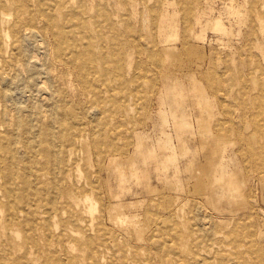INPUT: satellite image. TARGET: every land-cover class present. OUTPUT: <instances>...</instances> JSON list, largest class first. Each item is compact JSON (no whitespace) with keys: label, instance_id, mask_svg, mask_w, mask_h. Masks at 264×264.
Returning <instances> with one entry per match:
<instances>
[{"label":"rangeland","instance_id":"1","mask_svg":"<svg viewBox=\"0 0 264 264\" xmlns=\"http://www.w3.org/2000/svg\"><path fill=\"white\" fill-rule=\"evenodd\" d=\"M0 152V264H264V0H0Z\"/></svg>","mask_w":264,"mask_h":264},{"label":"bare ground","instance_id":"2","mask_svg":"<svg viewBox=\"0 0 264 264\" xmlns=\"http://www.w3.org/2000/svg\"><path fill=\"white\" fill-rule=\"evenodd\" d=\"M31 14H32V13H31ZM39 15H40V14H39ZM39 18H40V17H39ZM40 19H41V18H40ZM35 30H36V29H35ZM34 32H35V31H34ZM24 41H26V40H24ZM22 47H23V46H22ZM63 48H64V47H62V49H63ZM65 48H66V47H65ZM12 52H14V51H12ZM1 53H2V52H1ZM14 53H15V52H14ZM68 57H69V56H68ZM154 57H155V56H154ZM28 60H29V59H28ZM45 60H46V59H45ZM156 61H157V60H156ZM46 62H47V61H46ZM75 62H76V61H75ZM75 62H74V63H75ZM35 63H36V61L34 62V64H35ZM44 65H45V64H44ZM44 68H45V67H44ZM45 70H46V69H45ZM42 74H43V73H42ZM23 76H24V75H23ZM43 76H45V74H43ZM44 79H45V78H43V80H44ZM87 79H88V78H87ZM5 80H6V79H5ZM6 81H8V80H6ZM6 81H5V84H6ZM9 82H10V81H9ZM10 83H11V82H10ZM3 85H4V84H3ZM9 85H10V84H9ZM9 85H8V86H9ZM9 87H10V86H9ZM25 91H26V90H25ZM53 91H54V90H53ZM6 92H7V91H6ZM16 93H17V92H16ZM42 95H43V94H42ZM15 96H17V95H15ZM9 97H11V96L9 95ZM43 97H44V96H43ZM20 98H21V97H20ZM8 101H9V100H8ZM59 106H60V105H59ZM28 108H29V107H28ZM99 110H100V109H99ZM99 110H98V111H99ZM30 111H31V110H30ZM30 113H31V112H30ZM36 113H37V112H36ZM54 118H55V117H54ZM56 120H57V119H56ZM29 121H30V120H28V122H29ZM80 125H81V124H80ZM57 126H58V125H57ZM31 127H32V125H31ZM54 128H55V127H54ZM56 129H57V128H56ZM47 130H50V129L48 128ZM32 133H33V132H32ZM59 133H61V132H59ZM54 143H55V142H54ZM59 143H60V142H59ZM59 143H58V144H59ZM42 144H43V143H42ZM50 144H51V143H50ZM33 146H34V144H33ZM40 147H41V146H40ZM16 148H17V147H16ZM53 150H54V149H53ZM50 151H51V150H50ZM61 151H62V150H61ZM0 153H2V152H0ZM7 154H8V153H7ZM39 158H40V157H39ZM37 159H38V158H37ZM25 161H26V160H25ZM12 162H14V158H13ZM57 164H58V163H57ZM55 166H56V165H55ZM36 167H37V169H39L38 166H36ZM51 167H52V166H51ZM9 168H10V167H9ZM15 168H16V167H15ZM57 168H58V167H57ZM18 170H19V169H18ZM18 170H17V171H18ZM73 170H74V169H73ZM50 171H51V170H50ZM56 171H57V170H56ZM57 173H58V172H57ZM2 175H3V174H2ZM35 178H36V177H35ZM35 178H34V180H35ZM37 178H38V176H37ZM60 178H61V177H60ZM34 182H35V181H34ZM34 182H33V189H35V188H34V184H35ZM51 182H52V181H51ZM1 183H3V182H1ZM51 184H52V183H51ZM57 184H58V183H57ZM53 187H54V186H53ZM59 188H60V187H59ZM53 189H54V188H53ZM60 189H61V188H60ZM60 189H59V190H60ZM12 190H14V189H12ZM61 190H62V189H61ZM62 191H63V190H62ZM48 192H49V191H48ZM16 193H17V192H15V194H16ZM31 193H32V192H31ZM44 193H45V192H44ZM52 193H53V192H52ZM15 194H14V196H15ZM25 194H26V193H25ZM88 194H89V193H87L86 195H88ZM84 195H85V194H84ZM34 196H35V194H34ZM34 196H33V197H34ZM59 196H60V195H59ZM23 197H24V194H23ZM36 197H37V196H36ZM30 198H31V197H30ZM59 199H60V197H59ZM16 200H18V199H15V201H16ZM29 200H30V199H29ZM49 200H50V199H49ZM15 201H12V202H15ZM18 201H19V200H18ZM27 201H28V200H27ZM27 201H26V202H27ZM28 202H29V201H28ZM37 202H38V201H37ZM60 202H61V201H60ZM15 203H16V202H15ZM24 203H25V201H24ZM30 203H31V202H30ZM30 203H29V204H30ZM48 203H49V201H48ZM52 203H54V200H53V199L51 200V204H52ZM57 203H58V202H57ZM9 204H10V203H9ZM12 204H13V203H12ZM32 204H33V203H32ZM32 204H31V205H32ZM35 204H36V203H35ZM37 204H38V203H37ZM42 204H43V203H42ZM29 206H30V205H29ZM32 206H33V205H32ZM58 206H59V204H58ZM60 206H61V205H60ZM7 207H8V205H7ZM10 207H11V206H10ZM15 207H16V206H15ZM37 207H38V206H37ZM44 207H45V205H44ZM47 207H48V206H47ZM47 207H46V208H47ZM49 207H54V205H53V206H50V205H49ZM61 207H62V206H61ZM22 209H24V208H22ZM22 209H21V210H22ZM25 209H26V208H25ZM36 209H38V208H36ZM53 209H54V208H53ZM66 209H67V208H66ZM14 210H15V209H14ZM16 210H17V209H16ZM12 211H13V210H12ZM28 211H29V210H28ZM66 211H67V210H66ZM22 212H24V210H23ZM22 212H21V213H22ZM50 212H51V211H50ZM52 212H53V211H52ZM52 212H51V213H52ZM13 213H15V212H13ZM29 213H30V212H29ZM48 213H49V212H48ZM51 213H50V214H51ZM68 213H69V212H68ZM175 213H176V212H175ZM26 214H27V213H26ZM43 214H44V212H43ZM53 214H54V213H53ZM56 214H57V211H56ZM12 215H13V214H12ZM12 215L10 214V216H12ZM27 215H28V214H27ZM30 215H31V214H30ZM34 215H35V214H34ZM51 215H52V214H51ZM14 216H15V215H14ZM35 216H36V215H35ZM40 216H41V215H40ZM48 216H50V215H48ZM59 216H60V215H59ZM172 216H174V215H172ZM28 217L30 218V216H28ZM33 217H34V216H33ZM51 217H52V216H51ZM46 218H47V217H46ZM49 218H50V217H49ZM23 219H24V218H23ZM26 219H27V217H26ZM47 219H48V218H47ZM51 219H52V218H51ZM72 219H73V218H72ZM72 219H70V220H72ZM18 220H19V219H18ZM27 220H28V219H27ZM27 220H26V221H27ZM66 220H67V219H66ZM73 220H74V219H73ZM86 220H87V219H86ZM30 221H31V220H30ZM30 221H29V223H30ZM35 221H36V219L34 220V222H35ZM40 221H42V220H39V222H40ZM46 221H47V220H46ZM207 221H208V220H207ZM32 222H33V221H32ZM32 222H31V224H32ZM72 222H73V221H72ZM36 223H38V220H37ZM174 223H176V222H174ZM209 223H210V222H209ZM16 224H17V223H16ZM211 224H212V221H211ZM33 226H34V225H33ZM35 226H37V225H35ZM208 226H209V225H208ZM101 227H102V226H101ZM171 227H172V226H171ZM176 227H177V226H176ZM192 227H193V226H192ZM23 228H24V227H23ZM61 228H62V227H61ZM86 228H87V227H86ZM194 228H195V227H194ZM200 228H201V227H200ZM24 229H25V228H24ZM24 229H23V230H24ZM28 229H29V228H28ZM84 229H85V228H84ZM201 229H202V228H201ZM201 229H200V230H201ZM204 229H205V228H204ZM210 229H211V228H210ZM213 229H214V228H213ZM213 229H212V230H213ZM159 230H160V229H159ZM168 230H169V229H168ZM163 231H164V230H163ZM165 231H166V230H165ZM208 231L210 232V230H208ZM169 232H170V231H169ZM31 233H32V232H31ZM48 233H49V232H48ZM62 233H63V232H61V235H62ZM160 233H161V232H160ZM172 233H173V232L171 231V234H172ZM212 233H213V232H212ZM173 234H174V233H173ZM27 235H28V234H27ZM49 235H50V233H49ZM61 235H58V236L60 237ZM153 235H154V234H153ZM211 235H212V234H211ZM161 236H162V235H161ZM25 237H26V236H25ZM50 237H51V236H50ZM59 237H58V238H59ZM33 238H34V237H33ZM55 238H56V235H55ZM62 238H63V237H62ZM90 238H91V237H90ZM164 238H165V237H164ZM24 239H25V238H24ZM149 239L151 240V238H149ZM60 240L62 241L63 239H61V238H60V239H57V241H60ZM154 240H156V239H154ZM170 240H171V238H170ZM69 241H70V240H69ZM55 242H56V241H55ZM148 242H149V241H148ZM168 242H169V241H168ZM56 243H57V242H56ZM62 243H64V242L62 241ZM162 243H163V242H162ZM165 243H167V241H165ZM206 243H207V241H206ZM168 244H169V243H168ZM212 244H213V243H212ZM64 245H65V243H64ZM64 245H63V246H64ZM152 246H153V245H152ZM162 246H163V244H162ZM208 246H209V245H208ZM210 246H211V244H210ZM154 250H155V249H154ZM156 250H157V249H156ZM192 250H193V249H192ZM64 251H65V250H64ZM154 253H155V252H154ZM57 254H58V253H57ZM64 254H65V252H64ZM135 254H137V252H136ZM55 256H56V255H55ZM176 256H177V255H176ZM64 258H65V257H64ZM213 258H214V257H213ZM213 258H212V259H213ZM233 258H234V257H233ZM258 258H259V257H258ZM179 259H180V258H179ZM64 260H65V259H64ZM193 260H194V259H193ZM259 260H260V258H259ZM159 261H160V260H159ZM67 262H68V261H67ZM64 263H65V262H64ZM158 263H159V262H158ZM177 264H178V263H177Z\"/></svg>","mask_w":264,"mask_h":264}]
</instances>
